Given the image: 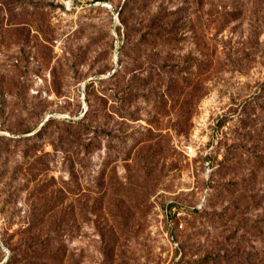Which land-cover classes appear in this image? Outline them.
Instances as JSON below:
<instances>
[{"label": "rangeland", "instance_id": "obj_1", "mask_svg": "<svg viewBox=\"0 0 264 264\" xmlns=\"http://www.w3.org/2000/svg\"><path fill=\"white\" fill-rule=\"evenodd\" d=\"M0 264H264V0H0Z\"/></svg>", "mask_w": 264, "mask_h": 264}, {"label": "built area", "instance_id": "obj_2", "mask_svg": "<svg viewBox=\"0 0 264 264\" xmlns=\"http://www.w3.org/2000/svg\"><path fill=\"white\" fill-rule=\"evenodd\" d=\"M193 153H194L193 148H187V149H186V154H187V155H192Z\"/></svg>", "mask_w": 264, "mask_h": 264}, {"label": "trees", "instance_id": "obj_3", "mask_svg": "<svg viewBox=\"0 0 264 264\" xmlns=\"http://www.w3.org/2000/svg\"><path fill=\"white\" fill-rule=\"evenodd\" d=\"M171 207H173V205H171ZM182 210H185L186 211V208H183Z\"/></svg>", "mask_w": 264, "mask_h": 264}]
</instances>
